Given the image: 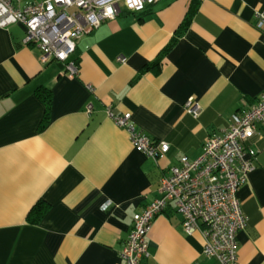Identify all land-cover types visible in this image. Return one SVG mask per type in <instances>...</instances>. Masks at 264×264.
I'll return each instance as SVG.
<instances>
[{
	"label": "crops",
	"instance_id": "0c3cea01",
	"mask_svg": "<svg viewBox=\"0 0 264 264\" xmlns=\"http://www.w3.org/2000/svg\"><path fill=\"white\" fill-rule=\"evenodd\" d=\"M193 1L123 10L80 40L74 79L24 44L23 25L0 28V264H125L133 218L161 198L170 169L200 156L212 135L264 97V34L255 27L264 0H197L188 31L158 72L147 70ZM190 99L198 118L186 111ZM108 111L131 114L136 130L167 142L169 153L155 163L138 152ZM257 128L247 144L256 168L237 192L248 219L239 264H264V124ZM38 205L47 210L32 224ZM182 222L172 206L154 219L142 264H220Z\"/></svg>",
	"mask_w": 264,
	"mask_h": 264
},
{
	"label": "built area",
	"instance_id": "2783aa9c",
	"mask_svg": "<svg viewBox=\"0 0 264 264\" xmlns=\"http://www.w3.org/2000/svg\"><path fill=\"white\" fill-rule=\"evenodd\" d=\"M16 1L0 0V28L23 25L24 44L40 51L43 64L62 63L67 77L74 79L79 67L73 55L81 39L119 17L123 10L141 13L162 0H44L23 8H16ZM255 27L264 34V13H257ZM185 108L195 118L201 114L193 99ZM108 117L128 132L138 152L155 163L169 153L167 142L153 140L136 130L131 114L118 116L108 111ZM259 124H264V97L251 109L234 115L221 135H212L200 156L180 158L170 175L161 180V198L134 216L132 231L120 255L125 264H142L149 256L147 236L152 222L171 206L183 217L184 233L202 237L206 257L220 264H239L238 234L246 229L248 219L237 192L256 168L257 152L247 144L257 135Z\"/></svg>",
	"mask_w": 264,
	"mask_h": 264
},
{
	"label": "trees",
	"instance_id": "16d2710c",
	"mask_svg": "<svg viewBox=\"0 0 264 264\" xmlns=\"http://www.w3.org/2000/svg\"><path fill=\"white\" fill-rule=\"evenodd\" d=\"M198 1L194 0L192 7H191V11L189 13L188 16L185 17L184 21L182 22V24L180 25L179 29L176 32L175 38L172 39L171 44L164 50L162 51L157 60L150 64L147 67V70H151L153 72H158L159 69L161 68L163 61L165 59V56L167 55V53L172 49V47L174 46L175 42L182 37L189 29V26L191 24V16L192 13H195V11H197L198 9ZM42 94V98L44 100V103L47 106V110H49L50 107V103H51V96L48 90L45 91H41ZM47 208L46 207H42L40 205H38V207L34 208L31 213L28 216V220L32 223V224H38L42 217L45 215Z\"/></svg>",
	"mask_w": 264,
	"mask_h": 264
},
{
	"label": "rangeland",
	"instance_id": "374dc122",
	"mask_svg": "<svg viewBox=\"0 0 264 264\" xmlns=\"http://www.w3.org/2000/svg\"><path fill=\"white\" fill-rule=\"evenodd\" d=\"M33 2H35V3H41V2H43V0H22L21 1V4H22V7L21 8H23V6L25 7V5H27V4H30V3H33ZM16 8H20L18 5H17V3H16V6H15Z\"/></svg>",
	"mask_w": 264,
	"mask_h": 264
}]
</instances>
